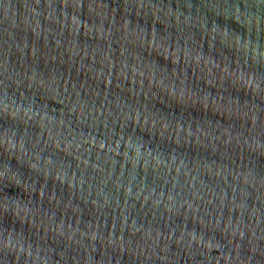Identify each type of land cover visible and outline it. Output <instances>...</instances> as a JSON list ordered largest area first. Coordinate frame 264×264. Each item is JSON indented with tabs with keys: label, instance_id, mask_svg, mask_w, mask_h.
<instances>
[{
	"label": "water",
	"instance_id": "95a60500",
	"mask_svg": "<svg viewBox=\"0 0 264 264\" xmlns=\"http://www.w3.org/2000/svg\"><path fill=\"white\" fill-rule=\"evenodd\" d=\"M0 264H264V0H0Z\"/></svg>",
	"mask_w": 264,
	"mask_h": 264
}]
</instances>
